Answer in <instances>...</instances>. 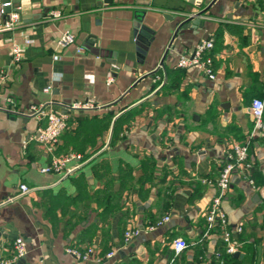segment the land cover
<instances>
[{
  "label": "crops",
  "instance_id": "0c3cea01",
  "mask_svg": "<svg viewBox=\"0 0 264 264\" xmlns=\"http://www.w3.org/2000/svg\"><path fill=\"white\" fill-rule=\"evenodd\" d=\"M2 1L18 21L0 31V258L21 237L10 264H213L221 239L217 227L203 235L204 215L238 143L244 165L220 208L240 245L221 264H264V0H0V23ZM63 32L75 42L56 47ZM209 38L212 78L176 65ZM253 99L263 101L260 131ZM74 100L91 105L65 111L45 151L34 139L45 119L19 112ZM69 154L62 171H40ZM20 183L29 191L12 197ZM127 229L138 233L124 242ZM176 237L188 247L174 254Z\"/></svg>",
  "mask_w": 264,
  "mask_h": 264
},
{
  "label": "built area",
  "instance_id": "2783aa9c",
  "mask_svg": "<svg viewBox=\"0 0 264 264\" xmlns=\"http://www.w3.org/2000/svg\"><path fill=\"white\" fill-rule=\"evenodd\" d=\"M4 5L9 6V2H4ZM54 16H57V12H53ZM18 21V13L13 10L8 14V18L0 23V31L9 30L15 26ZM28 43L29 40L24 41ZM75 38L72 33L63 32L55 40V46L63 48L69 44H74ZM212 47L211 38L201 41L194 49L190 56L181 55L176 65L178 67H189L194 66L206 74L207 77H213L212 71V61L207 55L208 50ZM77 51L81 50V46L75 47ZM11 60L13 63H18L20 60L21 50L18 46L13 45L10 49ZM3 74H0V78H3ZM5 101L8 104H12V99L6 97ZM61 111L52 110L47 108L43 104L39 105H29L27 109L23 111H17L24 116H34L37 118H44L45 123L43 126L37 129L34 139L40 143L45 151L51 152L56 144L58 136L65 127V111L79 110L90 107L91 103L89 101L74 100L72 102H60ZM9 109V108H7ZM263 109V101L260 99H253L250 105V113L253 120V128L255 130H262L263 125L261 122V115ZM72 155L69 154L63 158L51 157L48 164L40 168L41 172H59L62 171L64 163L72 159ZM246 157V145L235 143L231 147V152L227 154V161L219 170L218 176L216 178V192L210 199V204L205 212V229L203 235H207L214 227L218 228L220 239L223 244V250L227 254L234 253L238 246L240 245L237 240L232 237V233H239L241 228L239 225L235 226L233 229H229L227 225V220L224 212L220 208V201L225 195V192L229 185L230 173L234 169H241L243 167V162ZM66 169V168H65ZM65 171H69L66 169ZM29 187L24 183L18 185V191L12 197L24 194L29 191ZM12 197L7 198L4 201L12 199ZM2 202H0L1 204ZM167 220V216H163L158 220L155 225H160L162 222ZM150 226L149 228H152ZM138 233L137 229H127L123 231V241L127 242L132 237ZM171 249L174 254L179 253L181 250L188 247V243L181 237H176L171 241ZM13 254L10 258H0V264H10L12 261L20 258L24 254L25 246L24 241L21 237H16L13 240ZM66 252L74 256L76 259H86L91 256L92 250L90 248L84 251H78L73 248H66ZM107 256L112 255V252H108ZM215 256H218V252H215Z\"/></svg>",
  "mask_w": 264,
  "mask_h": 264
},
{
  "label": "water",
  "instance_id": "95a60500",
  "mask_svg": "<svg viewBox=\"0 0 264 264\" xmlns=\"http://www.w3.org/2000/svg\"><path fill=\"white\" fill-rule=\"evenodd\" d=\"M2 2H4V1H2ZM188 2H192V0H188ZM9 10H10V7L8 5H5V6L2 5L1 6V11L3 12V14L8 12ZM199 14H200V12H197L195 14L188 16L186 19L182 20L179 23L178 27L184 28V27H187L191 24H195L196 20L194 18L199 16ZM6 18H7V16H5V14H4V16H2V22L5 21ZM139 28H140V30L138 31V33H142V30L144 29V27L140 26ZM139 36H140V34H139ZM139 36H137V37L139 38ZM233 255L236 256L237 252L233 253Z\"/></svg>",
  "mask_w": 264,
  "mask_h": 264
},
{
  "label": "trees",
  "instance_id": "16d2710c",
  "mask_svg": "<svg viewBox=\"0 0 264 264\" xmlns=\"http://www.w3.org/2000/svg\"><path fill=\"white\" fill-rule=\"evenodd\" d=\"M119 123H120V122H119ZM113 138H115V136H114V134L112 133V135H111V139H110V140L112 141ZM218 249H219V250H218V256L213 257L211 263H213V264H221V263H225V262H227V261H229V260H230V261H234V260H236V259H234V258L232 257V254H227V253L224 252L222 241H221V243H220Z\"/></svg>",
  "mask_w": 264,
  "mask_h": 264
}]
</instances>
